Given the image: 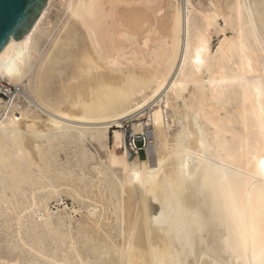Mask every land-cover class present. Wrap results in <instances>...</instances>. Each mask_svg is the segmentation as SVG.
Masks as SVG:
<instances>
[{
	"label": "bare ground",
	"instance_id": "1",
	"mask_svg": "<svg viewBox=\"0 0 264 264\" xmlns=\"http://www.w3.org/2000/svg\"><path fill=\"white\" fill-rule=\"evenodd\" d=\"M0 79L15 87L0 99V264H254L264 0H49ZM146 105L134 127L151 140L146 160L110 151L95 182L82 150L74 167L55 163L57 147L84 152L87 136L101 148ZM111 139L124 147L122 133ZM60 182L94 206L77 236L49 207Z\"/></svg>",
	"mask_w": 264,
	"mask_h": 264
},
{
	"label": "rangeland",
	"instance_id": "2",
	"mask_svg": "<svg viewBox=\"0 0 264 264\" xmlns=\"http://www.w3.org/2000/svg\"><path fill=\"white\" fill-rule=\"evenodd\" d=\"M177 2H180V0H177ZM216 42H217V40H216V38H214L212 40V48L215 47ZM0 80L3 83H5L9 88H11L12 91L15 90V87H13L9 83H7L6 80H2V79H0ZM150 107H151L150 105H148V106L146 105L139 112L137 111L136 112L137 114L135 113L133 116L124 119L122 121V123H121V127L122 128H120V129H108L109 131L107 133L106 143H105V145L103 147L101 146V148H100V146L96 145L95 142H93V141L91 142V140L89 141L87 136H86L87 139L85 138V140H84V142L87 140L84 143V146H83V148L86 149V150H84V152H83V149H80V150L76 149L75 145H73V144L61 145V146H59V148L57 147V149L60 150V151H58L56 149L57 150V155H58V156L57 155L56 156L58 158H56L57 161L55 159V163L59 164V162H61L60 164H63V165H65V163H66V165H70V163H71L70 166L74 167L75 166V162L74 161H77L78 159H80L81 155L83 153H86L88 155L90 154L89 155V157H90L89 160L90 161H87L81 168H82V173L84 172V175L86 176L85 178H88V176L92 177L91 179L93 180V182H95L98 177L96 176L95 172H93V169H94V167L95 168L100 167V169H102V168L103 169L104 168L107 169L106 167H108V165H107V162H106V158H107L106 155L110 151L114 150L113 152H115V154L118 157H120V156L123 155L124 150H126L127 153H128V157H127L128 163H131L134 159H139L140 161L146 160V158H147L146 152H147V148H149L151 140H149L148 138L143 136L142 133L136 132V129L134 127L137 126V125H140V123H147L149 115H150V110H151ZM170 112L171 111H167L168 117H170V118L174 117L172 112L171 113ZM170 118H169L168 121H170ZM176 125H177V127L175 126L174 131L176 129L179 130L178 129L179 124H176ZM98 127L101 128L100 125ZM113 130H117L118 132L123 134V136H124V147L119 148V149H115L113 147V142H112V139H111ZM172 133L173 132H171V134ZM128 144H131L132 151L130 150V147H129ZM174 144L177 146L175 141H174ZM61 148H62V150H61ZM81 150H82V154H81ZM172 155H173V153H172ZM60 164H59V166H62ZM111 170L114 171L115 175L117 174L116 176L119 175L118 167H112ZM75 171L78 172V169L75 168ZM123 177H124L123 175L122 176L119 175L118 176V180H122ZM114 180H116V179H114ZM88 182H89V180L87 181V179L83 180V185H87ZM64 184L65 183H63V182H60V183L56 184V185L59 186V191L61 192L60 193V197L58 198L60 200V202H59L58 199H56V200L54 199L55 201L51 200L49 207H50L51 212L54 213V216L55 215H61L62 217H67V216L70 217V219H65L66 220L65 224L69 225V223H70V226H69L70 228L69 227L68 228L64 227L63 228V232L71 231V233L73 235L77 236L78 235L77 231H80V229H85L86 223L88 222V220H86L87 219V216H86L87 215V207L93 208L94 206L92 205V201L91 200H84L83 202H78L76 200H73V198L70 195V190H67L68 188ZM77 184H79V183L77 182ZM82 190H83V194L82 193L81 194L84 195V188H81V191ZM200 198L201 197H199L198 198L199 200H197V201L199 202L201 200L202 202H199V203L202 204L203 200H202V198L201 199ZM91 208H89V210H92ZM85 217H86V219H85ZM82 225H84V226H82ZM209 233H211V232L206 231V233L204 232V234L202 235V236L205 237L207 242L205 241V239L198 240V242L201 241V240L205 241L209 245V248L208 247L206 248V250L208 249V251H206L204 249L203 252H205V251L209 252L211 250L210 248H212L215 245L212 242L213 241V235H212L213 233L211 234L212 236H210ZM208 241H210V242H208ZM198 242H197L198 247L197 248L195 247L196 249L194 248L196 253H199L200 249L202 250V248H201L202 246L201 245H203V247H204L203 243H205V242H203V243L200 242L199 244H201V245L199 246ZM208 245H205V247L208 246ZM199 247H200V249H199ZM194 250H193V252L195 253ZM194 253H191V255L193 254L192 255V259L193 258L194 259L198 258V260H200L201 256H202V252L199 253V254H201V256L199 254H198V256H197V254L194 255ZM211 254H212V256L215 255L213 252ZM195 256H197V258ZM192 259H190V260H192Z\"/></svg>",
	"mask_w": 264,
	"mask_h": 264
},
{
	"label": "water",
	"instance_id": "3",
	"mask_svg": "<svg viewBox=\"0 0 264 264\" xmlns=\"http://www.w3.org/2000/svg\"><path fill=\"white\" fill-rule=\"evenodd\" d=\"M49 0H0V65L37 22Z\"/></svg>",
	"mask_w": 264,
	"mask_h": 264
},
{
	"label": "snow or ice",
	"instance_id": "4",
	"mask_svg": "<svg viewBox=\"0 0 264 264\" xmlns=\"http://www.w3.org/2000/svg\"><path fill=\"white\" fill-rule=\"evenodd\" d=\"M196 62L200 63V57L199 54H197ZM261 227L264 229V210L261 212ZM262 235H264V232H261ZM253 261L254 264H264V246H262L257 253L255 250L253 251Z\"/></svg>",
	"mask_w": 264,
	"mask_h": 264
},
{
	"label": "built area",
	"instance_id": "5",
	"mask_svg": "<svg viewBox=\"0 0 264 264\" xmlns=\"http://www.w3.org/2000/svg\"><path fill=\"white\" fill-rule=\"evenodd\" d=\"M15 91V90H14ZM14 91L11 90L5 83L0 80V99L7 100ZM132 151L131 144H128Z\"/></svg>",
	"mask_w": 264,
	"mask_h": 264
},
{
	"label": "clouds",
	"instance_id": "6",
	"mask_svg": "<svg viewBox=\"0 0 264 264\" xmlns=\"http://www.w3.org/2000/svg\"><path fill=\"white\" fill-rule=\"evenodd\" d=\"M261 232H264V229H262ZM262 246H264V235L261 234V240H260V244H259V250H260V248H261Z\"/></svg>",
	"mask_w": 264,
	"mask_h": 264
}]
</instances>
